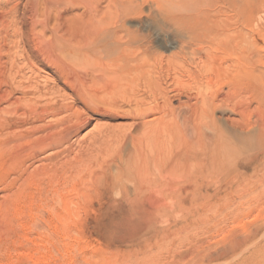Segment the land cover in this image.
Here are the masks:
<instances>
[{
	"label": "bare ground",
	"instance_id": "obj_1",
	"mask_svg": "<svg viewBox=\"0 0 264 264\" xmlns=\"http://www.w3.org/2000/svg\"><path fill=\"white\" fill-rule=\"evenodd\" d=\"M2 7L1 68L13 55L12 37L29 45L39 26L44 35L51 33L46 46L35 40L30 44L26 59L31 70L37 63L33 57L44 59L55 69L56 86H35L16 96L12 84L2 82L5 70L0 71V97L13 99L12 111L29 117L10 121L9 127L32 124L24 137H12L16 149L32 140L28 152H14L18 170L28 171L26 152L37 162L65 154L61 162H42L30 170L27 184L54 189L65 205L68 188L74 195L83 184L91 185L88 189L100 184L111 195L128 196L134 215L157 219L165 218L170 202H176L169 194L214 200L249 182L245 169L264 164V0H35L26 30L16 5L7 11ZM76 9L82 13L52 26L54 18ZM90 113L132 122L100 129V139L95 137L101 147L96 141L85 150L78 138ZM75 141L84 152L74 151ZM8 195L10 204L22 199ZM247 234L239 233L209 259L230 257L247 264Z\"/></svg>",
	"mask_w": 264,
	"mask_h": 264
},
{
	"label": "rangeland",
	"instance_id": "obj_2",
	"mask_svg": "<svg viewBox=\"0 0 264 264\" xmlns=\"http://www.w3.org/2000/svg\"><path fill=\"white\" fill-rule=\"evenodd\" d=\"M34 1L1 0L0 5L4 6L2 9L5 8L6 11L16 5L19 22L23 21L22 25L25 24L24 22L28 25L24 27L26 30L29 27L27 17L30 14V6ZM81 13L82 9L66 11L63 13V18H54L52 26L60 25L65 19ZM41 28L40 26L37 28L38 34L35 36L37 38L32 35L29 37L28 42L31 45L34 40L43 46L50 41L51 33L47 32L44 35ZM30 44L28 45L22 37H12L8 46H11L13 55L6 57L9 60L5 59L7 64L3 65L4 67L0 66V71L3 72L4 69L7 74L6 80L2 82L5 81L4 85L6 81L10 82L12 88L16 89V96L23 95L22 91L25 90H36L35 86L42 88L56 86L55 69L48 66L44 59L38 61L36 57H33L31 62L37 61V63L31 70L29 61L26 59L27 56H31ZM11 67L12 70L9 69ZM1 72L0 76H2ZM14 77H17L16 80ZM6 99V97L4 99L0 97V264H235L236 261L230 260V257L210 260L209 256L217 248L230 243L241 232L246 234L249 232L247 235L250 237V242L246 246L248 249L247 264H253L251 260L257 255L258 262L255 259L254 262L257 263L254 264H264V254H262L264 252V164L258 170H255L253 165L245 169L249 182L223 191L214 200L193 201L192 193L188 198H184L185 194L180 192L175 195L174 193L169 194L168 198L176 202L174 204L170 202L165 218L144 219L134 215L128 196L118 195L116 192L111 195L101 188L100 184L92 185L91 189L87 188L91 186L88 183L83 184L82 187L86 189L83 190L80 187L81 190L74 191V195L71 194L73 191L69 190L71 188H68L65 193L67 192V196H70V200L67 197L69 202L65 205L66 203H63L62 198L54 189L49 187L41 191L34 183L27 184L29 180H25V176L42 165V162L49 165L51 162L64 160L65 154L51 161H32L27 155L32 146V140L29 138L27 140L29 143L24 141L23 146L16 149L18 145L14 139L28 134L32 124L26 123L20 127L10 128V121L26 120L29 117H23L20 113L15 114L12 111L14 106L11 105L13 99L11 101ZM90 115L89 124L81 130L78 138V140H83L81 143L85 142L83 145L86 148L75 141L72 143L73 147L77 146V150L74 148L75 152H84L88 149L89 143H96V141L98 142L95 146L101 147L97 131L102 128L119 129L121 126L130 124L131 121L122 118L108 119L93 113ZM9 131L13 133V136L11 132L8 134ZM95 136L99 139L97 140ZM13 143L16 145H12ZM95 146L93 148H96ZM20 149L21 152L27 151L24 154L25 168L27 167L26 170H28L25 174L18 170L19 159L16 153ZM19 173L21 178L18 180ZM75 192H79V196L82 195L84 198L77 197L78 194ZM11 193L19 194L22 199L14 200L10 204L8 194ZM102 193H104L103 197L100 196ZM57 196H59L58 199ZM47 199L51 201L48 202ZM61 200V205H65V209L66 206H70L71 209L75 208L72 210L75 212L69 209L72 215L66 213L67 210L60 206ZM7 201L8 204H6ZM53 207L56 208L53 209ZM258 248H261L260 255L256 253L259 251ZM248 254H250V259Z\"/></svg>",
	"mask_w": 264,
	"mask_h": 264
}]
</instances>
